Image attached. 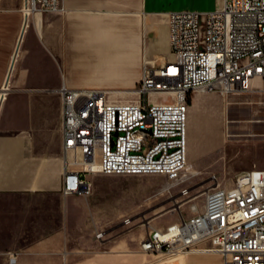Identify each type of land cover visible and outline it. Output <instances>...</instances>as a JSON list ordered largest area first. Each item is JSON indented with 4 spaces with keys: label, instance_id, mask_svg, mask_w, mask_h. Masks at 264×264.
<instances>
[{
    "label": "built area",
    "instance_id": "1",
    "mask_svg": "<svg viewBox=\"0 0 264 264\" xmlns=\"http://www.w3.org/2000/svg\"><path fill=\"white\" fill-rule=\"evenodd\" d=\"M64 12L63 0H23L21 7L25 26L34 15ZM165 15L170 58L156 66L144 61L135 100H118L111 90L71 89L62 79V150L75 168L63 175L64 197L90 195L86 173L153 176L165 179L160 191L177 195L180 209L192 190L180 187L190 94H264V87L253 86L264 83V0H216L211 11ZM213 180L202 209L191 205L192 216L149 230L140 242L143 253L205 251L223 264H264V169L239 173L230 188Z\"/></svg>",
    "mask_w": 264,
    "mask_h": 264
},
{
    "label": "crops",
    "instance_id": "2",
    "mask_svg": "<svg viewBox=\"0 0 264 264\" xmlns=\"http://www.w3.org/2000/svg\"><path fill=\"white\" fill-rule=\"evenodd\" d=\"M22 4L0 0V264L125 262L119 252L104 251V241L95 239L103 233V204L87 180L91 176L117 182L116 177L124 176L86 173L89 196L64 197L61 192L64 173L75 168L62 150V80L49 79L66 84L63 72L73 55L89 45L109 43L142 66L153 45L158 50L166 46L168 53V30L160 23L152 42V17L163 14L152 10V0H63L64 13L34 15L23 31ZM220 111L221 104L201 92L190 94L187 142L197 156L220 150L216 138L203 132L206 123L207 129L218 128ZM256 167L250 163L231 174L264 169ZM7 253L17 258L10 260Z\"/></svg>",
    "mask_w": 264,
    "mask_h": 264
},
{
    "label": "rangeland",
    "instance_id": "3",
    "mask_svg": "<svg viewBox=\"0 0 264 264\" xmlns=\"http://www.w3.org/2000/svg\"><path fill=\"white\" fill-rule=\"evenodd\" d=\"M151 1V0H149ZM152 10L163 15H154L152 42L158 38V23L163 30L166 28V13L182 9L208 10L214 0H152ZM131 41L133 38L130 39ZM166 46L158 50L153 45V51L146 60L158 65L162 60L170 58ZM137 55V50L130 49ZM133 51V52H132ZM148 54V53H147ZM127 53L109 43L89 45L73 55L71 66L63 73L66 85L71 89H102V90H132L137 87L142 71V64L126 57ZM151 64V65H152ZM150 65V64H149ZM139 74V76H138ZM137 77L136 79H125ZM59 83L62 79H49ZM255 87H264V83H253ZM198 92V91H197ZM212 102L221 104L220 123L218 128L203 130L204 135L216 138L220 150L216 153H204L197 156L194 148L187 142V165L193 161L180 187H190V202L180 209V199L161 192L165 185L162 177H116L117 182L87 177L92 183L93 195L103 204L104 251L119 252L125 262H107L105 264H223L218 254L177 256L173 251L162 253H143L140 242L143 241L152 228L162 229L181 217L188 218L194 213L190 206L202 209L205 193L215 184L213 176L221 187L230 188L235 177L232 170L245 167L250 163L264 168V94L247 93L230 95L222 99L217 93L201 92ZM121 101L135 100L134 95H117ZM206 114V111L203 113ZM192 160V161H191ZM195 171V175L192 171ZM179 187L173 188L176 193ZM175 197V198H174ZM154 205H161L157 210H143ZM130 219L129 225L124 221ZM107 243V244H106ZM176 255V256H175Z\"/></svg>",
    "mask_w": 264,
    "mask_h": 264
},
{
    "label": "bare ground",
    "instance_id": "4",
    "mask_svg": "<svg viewBox=\"0 0 264 264\" xmlns=\"http://www.w3.org/2000/svg\"><path fill=\"white\" fill-rule=\"evenodd\" d=\"M28 27V25H23V27H22V30L24 31V29H26ZM168 52H169V49H168ZM112 91V93H115V92H113L114 90H111ZM123 92H125V93H128L129 92V94L130 95H135V90L134 89H132V90H125V91H123ZM223 99L225 98V97H222ZM92 166V168H94L95 167V165L93 164V165H91ZM188 168H189V164L188 165H186V168H185V170H184V173L186 174V172H187V170H188ZM202 255V254H205V251H192V252H189V253H183V254H179V255H177V256H179V257H181V256H184V255ZM176 256V255H175Z\"/></svg>",
    "mask_w": 264,
    "mask_h": 264
},
{
    "label": "flooded vegetation",
    "instance_id": "5",
    "mask_svg": "<svg viewBox=\"0 0 264 264\" xmlns=\"http://www.w3.org/2000/svg\"><path fill=\"white\" fill-rule=\"evenodd\" d=\"M161 205H154V206H151V207H147L143 210H149V211H154L156 209H158Z\"/></svg>",
    "mask_w": 264,
    "mask_h": 264
}]
</instances>
